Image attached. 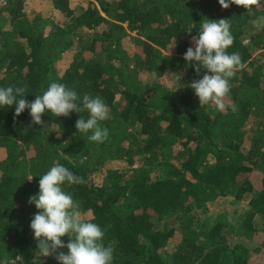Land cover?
Masks as SVG:
<instances>
[{
    "label": "trees",
    "instance_id": "16d2710c",
    "mask_svg": "<svg viewBox=\"0 0 264 264\" xmlns=\"http://www.w3.org/2000/svg\"><path fill=\"white\" fill-rule=\"evenodd\" d=\"M26 3L0 0V86L22 87L28 101L53 81L81 98L99 95L109 108L101 122L109 136L98 144L77 131L87 111H46L40 126L27 109L15 116L14 107L0 108V259L58 264L56 253L38 255L29 227L38 210L28 200L39 175L61 164L82 178L62 188L104 230L112 264H252L249 253L264 248V53L254 55L264 35L254 38L251 28L264 5L48 0L43 15L29 14ZM220 18H228L234 38L227 51L243 64L223 111L201 106L189 87L172 92L166 74L181 72L185 85L203 76L185 67L183 53L207 19ZM226 194L237 201L250 195L241 219L205 225L193 213Z\"/></svg>",
    "mask_w": 264,
    "mask_h": 264
},
{
    "label": "clouds",
    "instance_id": "9594fccd",
    "mask_svg": "<svg viewBox=\"0 0 264 264\" xmlns=\"http://www.w3.org/2000/svg\"><path fill=\"white\" fill-rule=\"evenodd\" d=\"M218 3L227 8L230 3L237 4V0H218ZM191 40L194 47H187L182 57L185 67H191L197 74L203 69L204 74L185 85L183 74L171 71L166 73L168 86L173 89L172 92L189 87L201 106L213 103L223 111L226 107L223 98L230 92V79L243 67L240 54L227 51L234 40L228 18L207 19L198 35L192 36ZM24 97L22 87L0 86V108L14 107L15 116L27 109L31 122L42 126L41 117L46 111L55 117L87 111L86 119L79 116L75 121L77 131L98 144L104 143L109 136L108 129L101 123L108 119L109 108L99 95H84L81 98L76 90L53 81L33 100L28 101ZM33 176L36 175H30L28 179ZM82 182V178L61 164H55L39 175L38 191L28 200L38 210L29 223L33 238L38 242V255L53 256L56 253L54 258L58 264H112L114 247L105 245L104 230L97 223L84 219L72 195L62 188L65 183ZM62 237L69 239L65 241ZM0 264H8L7 258L0 259ZM12 264H24L23 257L16 255Z\"/></svg>",
    "mask_w": 264,
    "mask_h": 264
},
{
    "label": "rangeland",
    "instance_id": "374dc122",
    "mask_svg": "<svg viewBox=\"0 0 264 264\" xmlns=\"http://www.w3.org/2000/svg\"><path fill=\"white\" fill-rule=\"evenodd\" d=\"M47 1L48 0H27L26 9L29 12V14L41 13L43 15H46ZM241 1H243L246 4L249 3L251 5L260 6L261 8H263L264 5L259 0H241ZM252 23H253V27L251 28V32L253 33L254 38H258L261 34L264 35V17H259L258 19L253 20ZM244 43L247 45L250 44L254 45L253 39H249V38L245 39ZM258 53H264V49L258 48V50L254 53V55ZM71 54H72L71 51L65 54V57L63 58L61 65L66 64L67 59L71 57ZM263 74H264V69H263ZM262 82L264 84V76L262 78ZM3 156H4V151L0 149V158H2ZM115 164L118 163H114V165ZM249 199H250V195L246 194V196L241 198V200L237 201L234 199L233 195L226 194L224 196H220L216 198L214 201L207 203L205 208L194 211L193 213L203 218L205 225H212L220 218V216H223L226 222L231 223L233 220L235 219L237 220V218L241 219V217L245 214V212L248 209L247 204ZM259 239L262 240V242H264V236ZM177 241H178L177 236L169 240L168 245L166 246V250L168 252H171ZM253 247L254 245L251 246V248ZM249 257L252 264H264V248L255 251L252 250L249 253Z\"/></svg>",
    "mask_w": 264,
    "mask_h": 264
}]
</instances>
